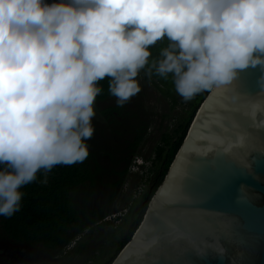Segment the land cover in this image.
Wrapping results in <instances>:
<instances>
[{
  "label": "clouds",
  "instance_id": "clouds-1",
  "mask_svg": "<svg viewBox=\"0 0 264 264\" xmlns=\"http://www.w3.org/2000/svg\"><path fill=\"white\" fill-rule=\"evenodd\" d=\"M257 67L264 0H0V216L22 210V189L38 174L47 184L58 165L89 157L106 78L123 107L141 91V72L171 77L189 102Z\"/></svg>",
  "mask_w": 264,
  "mask_h": 264
},
{
  "label": "water",
  "instance_id": "water-1",
  "mask_svg": "<svg viewBox=\"0 0 264 264\" xmlns=\"http://www.w3.org/2000/svg\"><path fill=\"white\" fill-rule=\"evenodd\" d=\"M260 67L202 102L130 241L112 264H264Z\"/></svg>",
  "mask_w": 264,
  "mask_h": 264
},
{
  "label": "trees",
  "instance_id": "trees-1",
  "mask_svg": "<svg viewBox=\"0 0 264 264\" xmlns=\"http://www.w3.org/2000/svg\"><path fill=\"white\" fill-rule=\"evenodd\" d=\"M61 0H45V3H60ZM66 2V0H65ZM169 41L165 38L157 42L150 51L158 57L160 49ZM144 73V72H143ZM162 83L173 86L171 77L164 80L153 76ZM103 93L96 103L115 99L108 92L109 81H101ZM171 97V111L180 103L170 90H161ZM210 90L198 94L186 102V111L173 129H167L154 150L152 176H142L140 182L147 186L141 195L142 203L134 213L135 220L115 253L103 264H112L124 246L130 241L136 227L141 223L150 199L162 184L172 161L189 131V128ZM101 122L93 121L96 128L94 137L87 143L90 155L83 162L72 166L58 165L48 176V183L41 184L43 174H38L37 182L25 186L26 194L22 210L11 218L0 216V226L4 232L17 242L42 245L46 251H63L66 247L92 226H111L122 220V216L107 220L116 214L114 206L120 197L126 181L131 174L135 157L145 142L150 129V121L141 119L123 107L112 106L100 111ZM106 163V164H105ZM107 165V166H105ZM109 165V166H108ZM4 166L0 165V169ZM143 168V167H142ZM143 171V170H142ZM111 177V180L109 179ZM112 177L115 178L112 180ZM100 188L103 199L95 200ZM106 201H103L105 200Z\"/></svg>",
  "mask_w": 264,
  "mask_h": 264
},
{
  "label": "rangeland",
  "instance_id": "rangeland-1",
  "mask_svg": "<svg viewBox=\"0 0 264 264\" xmlns=\"http://www.w3.org/2000/svg\"><path fill=\"white\" fill-rule=\"evenodd\" d=\"M139 81L141 91L126 104V109L141 119H148L150 129L139 154L135 157V163L137 166L140 164V169L139 167L137 169L136 166L135 172L131 171L119 199L113 205L116 212L113 215L122 216V220H116L111 226L96 225L90 227L77 236L71 245L63 251H46L42 245H14L12 256H0V264H103L115 253L135 220L134 213L138 209V204L142 203L140 197L147 186L140 182V178L143 175L152 176L149 169L152 167L154 150L160 141L161 135L167 129L175 128L178 119L184 115L187 107L186 102L175 92L174 86L153 78L149 80L143 72L140 74ZM162 89L165 91L170 90L179 99L180 103L174 111H171V97L163 93ZM116 105L115 99L96 103L97 115L94 121H103L100 111ZM141 170L144 171L141 172ZM109 179L111 180V177ZM114 179L112 177V180ZM104 190L105 188H100L97 191V194H95L97 195L95 196L96 201H101L103 194L108 193ZM103 201H106V199ZM17 249L19 253H16Z\"/></svg>",
  "mask_w": 264,
  "mask_h": 264
},
{
  "label": "flooded vegetation",
  "instance_id": "flooded-vegetation-1",
  "mask_svg": "<svg viewBox=\"0 0 264 264\" xmlns=\"http://www.w3.org/2000/svg\"><path fill=\"white\" fill-rule=\"evenodd\" d=\"M16 245H32L30 243H24V242H17L13 238L9 237L2 227L0 226V256H12L11 253L14 252L13 246ZM19 253V250L17 249L16 253Z\"/></svg>",
  "mask_w": 264,
  "mask_h": 264
},
{
  "label": "built area",
  "instance_id": "built-area-1",
  "mask_svg": "<svg viewBox=\"0 0 264 264\" xmlns=\"http://www.w3.org/2000/svg\"><path fill=\"white\" fill-rule=\"evenodd\" d=\"M136 161V160H135ZM135 161L133 162V166H132V168H131V171L132 172H135V169H136V163H135ZM138 167H139V169H140V164L137 166V169H138ZM144 171V170H143ZM142 170H141V172H143ZM143 174V173H142ZM116 216L117 215H111L110 217H108L107 218V220H112V219H115L116 218Z\"/></svg>",
  "mask_w": 264,
  "mask_h": 264
}]
</instances>
